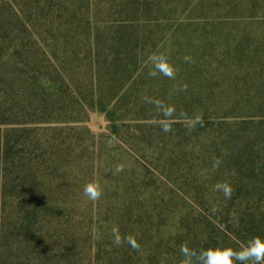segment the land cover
I'll return each instance as SVG.
<instances>
[{
	"label": "trees",
	"instance_id": "trees-1",
	"mask_svg": "<svg viewBox=\"0 0 264 264\" xmlns=\"http://www.w3.org/2000/svg\"><path fill=\"white\" fill-rule=\"evenodd\" d=\"M93 112L107 122L96 142ZM103 139L211 166L215 150L231 196L79 209L72 170L88 146L100 182ZM254 238L264 241V0H0V264H199L201 250Z\"/></svg>",
	"mask_w": 264,
	"mask_h": 264
},
{
	"label": "rangeland",
	"instance_id": "rangeland-1",
	"mask_svg": "<svg viewBox=\"0 0 264 264\" xmlns=\"http://www.w3.org/2000/svg\"><path fill=\"white\" fill-rule=\"evenodd\" d=\"M222 13L218 9L215 15L221 16ZM167 42L166 44H168ZM215 79L219 80V77L216 76ZM219 106L222 105L216 102L215 108L211 107L210 110L223 111ZM86 127L96 142L99 135L107 133L105 116L99 112L89 113ZM102 142H105V145L102 150L104 152L102 158L104 164L100 165V182L97 171H95L96 166H94L92 172L93 182L90 183V173H87L84 165L90 156V151H92V148L88 146L81 154L83 168H79L83 172L77 168L72 170L71 180L73 187H75L74 190L79 188L78 191L74 192L73 190L75 194L79 195V202L81 201L79 209L87 208L90 204L92 208L96 206V199H90L84 194L85 186L90 184L99 185L102 189V195L99 198L102 206L101 215L104 212L103 207L107 204L112 209L128 204L134 205L133 203L137 201V197L148 203L150 202L148 196L151 195L153 203H158L162 199L168 204L178 206L195 205L197 202L205 203V200H207L208 205L211 206L216 205L224 193V191H220V180H217L216 162H218V154L215 150L212 153V159L215 155V161L211 166V162L209 160L204 161L201 154L191 157L190 152L180 156L178 151H175L171 158L167 160L161 152H168L169 146L165 148H163V145L160 146V152L157 149H154V151L147 150L145 146L141 145L145 154L144 159H141L117 141L113 143V141H104L103 139ZM196 150L200 153L199 149ZM94 153L96 154L95 151ZM95 154H93V157ZM186 166L190 168H184ZM143 168L149 170V172L144 171ZM157 171H160L163 176L159 175ZM141 179L148 184L144 189L139 188Z\"/></svg>",
	"mask_w": 264,
	"mask_h": 264
},
{
	"label": "clouds",
	"instance_id": "clouds-1",
	"mask_svg": "<svg viewBox=\"0 0 264 264\" xmlns=\"http://www.w3.org/2000/svg\"><path fill=\"white\" fill-rule=\"evenodd\" d=\"M197 123H201L200 117L196 118ZM164 131H171L170 128H165ZM120 170V169H118ZM224 195L230 198L232 189L229 186H224ZM84 194L90 199H99L102 195V189L99 185H87L84 189ZM119 239L116 243H119ZM181 253L188 257L192 253L186 251L184 245L181 246ZM199 264H264V241L259 238H254L253 241L243 250L237 252L233 249H216V250H201L197 255ZM185 264H191L190 261L186 260Z\"/></svg>",
	"mask_w": 264,
	"mask_h": 264
}]
</instances>
